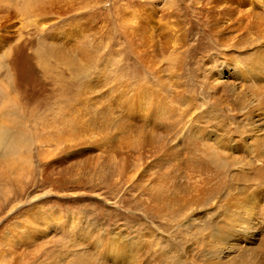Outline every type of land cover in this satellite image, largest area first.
<instances>
[{"label":"rangeland","instance_id":"rangeland-1","mask_svg":"<svg viewBox=\"0 0 264 264\" xmlns=\"http://www.w3.org/2000/svg\"><path fill=\"white\" fill-rule=\"evenodd\" d=\"M209 1L0 0V134L26 141L17 157L0 153V264H215L213 222H238L252 194L264 238V179L234 126L243 107L258 111L248 90L208 84L219 64L252 57L264 7ZM212 131L236 150L212 152ZM9 230L17 239L3 245Z\"/></svg>","mask_w":264,"mask_h":264},{"label":"bare ground","instance_id":"bare-ground-1","mask_svg":"<svg viewBox=\"0 0 264 264\" xmlns=\"http://www.w3.org/2000/svg\"><path fill=\"white\" fill-rule=\"evenodd\" d=\"M150 1V0H149ZM248 1V3H247V6L248 5H254V6H258L259 4H261L262 3V7H264V1L262 2V0H247ZM261 1V2H260ZM209 2H212L211 0L209 1ZM173 3V2H172ZM208 3V2H207ZM211 5H212V3H211ZM210 5V6H211ZM230 6V5H229ZM229 6H223L222 8L221 7H219V8H221L222 9V11H224V10H229V9H232V8H230ZM232 6V5H231ZM235 6V5H234ZM233 6V7H234ZM171 7V6H170ZM212 7V6H211ZM214 7V6H213ZM236 8V7H235ZM238 9V8H237ZM139 10H141V8L139 9ZM203 10V9H202ZM207 10V9H206ZM248 10V9H247ZM249 10H252V9H249ZM215 11H217V9L215 10ZM219 11V10H218ZM230 11V10H229ZM233 11V10H232ZM234 11H235V9H234ZM238 11V10H237ZM236 11V12H237ZM240 12H241V10H239ZM220 12H221V10H220ZM243 12H245V11H243ZM219 13V12H218ZM222 13H224V12H222ZM230 13V12H229ZM232 13V12H231ZM239 13V12H238ZM246 13V12H245ZM244 13V14H245ZM250 13H252L251 11H250ZM139 14V13H138ZM213 14V13H212ZM225 14V13H224ZM235 14H237V13H235ZM243 14V15H244ZM215 15V14H214ZM229 15V14H228ZM137 16V15H136ZM217 16V15H216ZM218 16H219V14H218ZM241 16V15H240ZM239 16V17H240ZM245 16V15H244ZM210 17H211V15H210ZM215 17V16H214ZM230 17V16H229ZM234 17V16H233ZM236 17V16H235ZM137 18V17H136ZM207 18V17H206ZM205 17H204V19H206ZM223 18V17H222ZM221 18V19H222ZM237 18V17H236ZM243 18V17H242ZM247 18V17H246ZM165 19V18H164ZM216 19V18H215ZM214 19V20H215ZM218 19V18H217ZM223 19H225V18H223ZM232 19V18H231ZM234 19V18H233ZM240 19V18H239ZM255 19V18H254ZM142 20H143V18L142 17H140L139 18V22L140 23H142ZM209 20V19H208ZM218 20H220V18L218 19ZM225 20H227V19H225ZM244 20V19H243ZM134 21V20H133ZM137 21V20H136ZM221 21V20H220ZM233 21V20H232ZM242 21V20H241ZM240 21V22H241ZM211 22V21H210ZM244 22H246V20H244ZM214 23V22H213ZM248 23V22H247ZM250 23V22H249ZM223 24V23H222ZM240 24V23H239ZM252 24V23H251ZM207 25V24H206ZM209 25H211V29L210 30H212L213 28H212V25H214V24H209ZM233 25H235L234 23H233ZM127 26H129V24L127 25ZM216 26V25H215ZM217 26H218V24H217ZM220 26V25H219ZM230 26V25H229ZM237 26H239V25H237ZM244 26H245V23H244ZM250 26V25H249ZM128 28V27H127ZM129 28H131V25H130V27ZM128 28V29H129ZM219 28V27H218ZM217 28V29H218ZM225 28V27H224ZM223 27H222V29H224ZM236 28V27H235ZM234 28V30H236V31H238L237 29H235ZM241 28V27H240ZM136 29V28H135ZM162 29H163V27H162ZM216 29V30H217ZM232 29H233V27H232ZM248 29V27H247V24H246V28L244 29L245 31ZM221 30V29H220ZM242 30V29H241ZM225 31H227V30H225ZM233 31V30H232ZM235 31V32H236ZM243 31V30H242ZM214 33H215V30L213 31ZM218 32H220V31H218ZM221 32H222V34H223V31L221 30ZM220 32V33H221ZM230 32V31H229ZM234 32V33H235ZM240 32V31H239ZM249 32V31H248ZM176 33V32H175ZM247 33V32H246ZM215 34H218V33H215ZM238 34V33H237ZM245 34V33H244ZM247 35H249V33L247 34ZM152 36V35H151ZM160 36H161V34H160ZM174 36V39H175V35H173ZM172 36V37H173ZM182 36H184V35H182ZM217 36V35H216ZM218 36H220V34L218 35ZM229 36H231V35H229ZM242 36V35H241ZM161 37H163V36H161ZM224 37V36H223ZM235 37V36H234ZM237 37V36H236ZM177 38V37H176ZM178 38H179V36H178ZM177 38V39H178ZM216 39H217V37H215ZM221 38L222 37H220V40H221ZM224 39H225V37H224ZM227 39V38H226ZM256 39H257V41H259V42H261V44L257 47V49L255 50V52L252 54V57L249 59V60H247V62H245V64L242 66V67H236V68H234V69H232V68H230L228 65H223L222 63L221 64H219L218 65V69H217V71H215V74H212L211 76H209L210 78V81L208 82V84H209V88H210V90L211 91H214V90H216V89H218V88H221V87H226V88H228V90H229V92L232 94V93H234L236 90H242V92H243V90L244 89H246L245 91L247 92V90L249 91V95L251 96V101L249 102L250 103V106H251V109H254L255 110V112L256 111H258V114H256V116H255V120H254V117L251 115L252 114V111L251 110H249V109H246V107H243V109H240L239 111L241 112V114H240V117L238 118V123H233L234 124V126L236 125V124H238V131L239 132H236V133H239V135H241V138H242V141H243V145H244V147L247 149V150H249L250 151V153L251 154H253V156L252 155H249V156H251V157H255V158H257L254 162H258L259 163V165H258V167H255V176H256V182H258V180H260V181H263V179H264V166L262 165V161L259 159V158H264V34H260V35H257V37H256ZM218 40V39H217ZM223 40V39H222ZM165 41V40H164ZM179 41V40H178ZM256 40H252V42H255ZM162 42V41H161ZM230 42V41H229ZM238 42V41H237ZM218 43H220V42H218ZM224 43V42H223ZM239 43V42H238ZM165 44V43H164ZM163 44V45H164ZM168 44V43H167ZM174 45V44H173ZM220 45V44H219ZM226 46V44H223V45H221L222 47L223 46ZM231 45H232V43H231ZM240 45V44H239ZM165 47H166V45H164ZM164 46H163V48H164ZM175 46V45H174ZM235 46V45H234ZM240 46H242V45H240ZM233 47V46H232ZM173 48H175V47H173ZM179 48V47H178ZM234 48H236L237 49V47L235 46ZM238 48H239V46H238ZM243 48V47H242ZM165 49V48H164ZM168 49H169V47H168ZM167 49V50H168ZM177 49V48H176ZM232 49V48H231ZM236 49H234V50H236ZM170 50V49H169ZM172 50V49H171ZM182 50V49H181ZM228 50V49H227ZM174 51H175V49H174ZM178 50H176V52H177ZM226 51V50H225ZM240 51H241V49H240ZM239 51V52H240ZM246 51V50H245ZM172 52V51H171ZM223 52V51H222ZM227 52V51H226ZM238 52V51H237ZM247 52V51H246ZM140 53V52H139ZM170 53V52H169ZM177 53H179V51L177 52ZM180 53H182V52H180ZM241 53H242V51H241ZM245 53V52H244ZM172 54V53H171ZM224 54V53H223ZM243 54V53H242ZM250 54V55H251ZM173 55H174V53H173ZM235 55V54H234ZM237 55V54H236ZM246 55V54H245ZM221 56H223V55H221ZM227 56V55H226ZM247 56H248V54H247ZM229 57V56H228ZM239 57H241V56H239ZM239 57H237V59L239 58ZM246 57V56H245ZM210 58V57H209ZM214 58V57H213ZM224 59H225V57H223ZM247 58V57H246ZM205 59V58H204ZM208 59V58H207ZM216 59V58H215ZM211 60V59H210ZM240 60V59H239ZM243 60H244V58H243ZM226 61V60H225ZM228 61V60H227ZM245 61H246V59H245ZM236 62V61H235ZM242 62V61H241ZM229 63V62H228ZM239 63H240V61H239ZM213 64H215V63H213ZM237 63H235V65H236ZM204 65V64H203ZM208 65V64H207ZM205 66V65H204ZM212 66V65H211ZM205 67H207V66H205ZM215 68V67H214ZM207 71V70H206ZM226 74V75H225ZM225 75V76H224ZM207 76H208V74H207ZM110 77V76H109ZM205 78H208V77H205ZM108 81V80H107ZM232 83H233V86H232ZM152 88V87H151ZM250 89V90H249ZM252 89H254V90H252ZM244 91V92H245ZM152 92V91H151ZM157 92V91H156ZM237 92V91H236ZM238 92H240V91H238ZM241 93V92H240ZM156 94V93H155ZM205 94V93H204ZM243 94V93H242ZM153 95V94H152ZM234 95V94H233ZM126 96V95H125ZM127 96H129V95H127ZM172 98V97H171ZM160 100V99H159ZM162 100H163V98H162ZM161 100V101H162ZM245 100V99H244ZM161 101H159V102H161ZM193 99H192V103H193ZM163 102V101H162ZM175 103V102H174ZM240 103V102H239ZM245 103V102H244ZM176 104V103H175ZM241 104V103H240ZM193 104H191V106H192ZM244 105V104H243ZM187 106V105H186ZM195 106H197V105H195ZM237 106V105H236ZM184 107V106H183ZM160 108V107H159ZM162 108H163V106H162ZM191 108V107H190ZM201 109H202V107H200ZM238 108V107H237ZM185 109V108H184ZM194 108H193V106H192V110H193ZM195 109H199V107L197 106V108H195ZM193 110V111H195L196 112V110ZM201 109H199V110H201ZM221 109V108H220ZM166 110V109H165ZM215 110V109H214ZM164 111V110H163ZM193 111H191L190 112V114L187 116L188 118H189V116L191 115V113L193 112ZM202 111H204V110H202ZM238 111V112H239ZM168 112V111H167ZM187 112V111H186ZM194 112V113H195ZM208 112H209V110H208ZM189 113V112H188ZM212 113V112H211ZM214 113V112H213ZM165 114H167V113H165ZM169 114V113H168ZM180 114V113H179ZM184 114V113H183ZM193 114V113H192ZM235 114V113H234ZM255 114V113H254ZM175 115V114H174ZM181 115H182V113H181ZM199 115V114H198ZM201 115H203V114H201ZM200 115V116H201ZM239 114L237 113V116H238ZM192 116V115H191ZM199 116V117H200ZM204 116V115H203ZM235 116H236V114H235ZM170 118V117H169ZM188 118H186V120L188 119ZM197 118V117H196ZM205 118V117H204ZM218 119H220V118H218ZM174 120V119H173ZM193 119H191V121H192ZM203 120V119H202ZM206 120V119H205ZM208 120H210V119H208ZM227 120V119H226ZM235 120V119H234ZM166 121V120H165ZM189 121V120H188ZM195 121V120H194ZM229 121V120H228ZM231 121V120H230ZM185 122V121H184ZM187 122V121H186ZM193 122V121H192ZM202 122V121H201ZM200 122V123H201ZM208 123L210 122V121H207ZM207 122L205 121V123H203V124H207ZM213 122H214V120H213ZM212 122V123H213ZM216 122V121H215ZM214 122V123H215ZM233 122V121H232ZM232 122H231V124H232ZM163 123V122H162ZM165 123V122H164ZM182 123V122H181ZM188 123V122H187ZM194 123H196V122H194ZM218 124H220V122L218 123ZM221 124H223V123H221ZM228 124V123H227ZM232 124V125H233ZM175 125H177V124H175ZM174 125V126H175ZM194 125V124H193ZM196 125H197V123H196ZM195 125V126H196ZM212 125V124H211ZM226 125V124H225ZM232 125H230L231 127H232ZM173 126V125H172ZM180 126L181 125H179V128H180ZM192 126V124L191 123H189V124H187L186 125V123H185V125H183V123H182V127L183 128H180V129H182L183 131H184V133H185V135L186 136H188V134L190 133V130H191V127ZM201 126H202V124H201ZM200 126V127H201ZM222 126H224V125H222ZM229 126V127H230ZM194 127V126H193ZM206 127V126H205ZM237 127V126H236ZM208 128V127H207ZM211 128V127H210ZM213 128V127H212ZM223 127H221V129H222ZM233 128V127H232ZM175 129H177L176 127H175ZM204 129V128H203ZM228 129H230V128H228ZM208 130V129H207ZM216 130V129H215ZM231 130V129H230ZM230 130H228V131H230ZM177 131H179V129L177 130ZM235 131V130H234ZM231 132V131H230ZM5 133H7V132H5ZM5 133H1L0 134V153H1V158L2 159H4L3 157H7V156H16L17 157V154L18 153H20V151L22 150V148H23V146H24V144L23 143H25L26 141H24L23 143H22V136H20V140H19V138H17V136H16V138L17 139H15V137L13 138V136H12V138L11 137H9V136H7ZM208 133V136L207 137H209V138H212L213 137V142H214V146L213 145H211V146H213L212 148H211V151L212 152H223L224 153V151H229V150H232V151H234V150H236V148L235 147H232L231 145H228V146H222L221 145V143L223 144V140H225V141H227V143H231V141H233L232 139H230V137L228 136V134H230V133H228V132H225V133H227V134H223L222 132H218V131H212V132H207ZM206 133V134H207ZM225 135H227L229 138H225L224 136ZM176 137H177V135H175ZM192 136H193V133H192ZM236 136H237V134H236ZM174 137V136H173ZM191 137V136H190ZM199 137V136H198ZM238 137V136H237ZM179 138V137H178ZM180 140V139H179ZM186 140V139H185ZM190 140H191V138H190ZM235 140H237V139H235ZM177 141V140H176ZM183 141V140H182ZM188 141V140H187ZM186 141V142H187ZM194 141V140H193ZM165 142V141H164ZM185 141H184V143H186ZM201 142V141H200ZM235 142V141H234ZM171 143H172V141H171ZM197 143V142H196ZM199 143V142H198ZM202 143V142H201ZM176 144V143H175ZM188 144V143H187ZM203 145H204V143H202ZM208 144H209V142H208ZM225 144V143H224ZM233 144V143H232ZM167 145V144H166ZM197 145V144H196ZM226 145V144H225ZM168 146H169V144H168ZM163 147V146H162ZM198 147V146H197ZM207 147H209V146H207ZM193 148V147H192ZM191 148V149H192ZM196 148V147H195ZM210 148V147H209ZM24 149V148H23ZM26 149V148H25ZM168 149V148H167ZM197 149V148H196ZM169 150V149H168ZM164 151H165V149H164ZM163 151V152H164ZM171 151V150H170ZM209 151V150H208ZM162 152V151H161ZM225 152V153H226ZM169 153V152H168ZM166 154V153H165ZM247 154V153H246ZM216 155H218V154H216ZM233 155V154H232ZM248 155V154H247ZM20 156V155H19ZM161 156H163V155H161ZM166 157H168L167 155H165ZM225 156V155H224ZM236 156V155H235ZM215 157V156H214ZM229 157V156H228ZM30 158V157H29ZM236 158V157H235ZM164 160V159H163ZM223 160H225V159H223ZM28 161V160H27ZM228 162V161H227ZM18 167V166H17ZM20 167V166H19ZM254 167V166H253ZM29 168V167H28ZM12 170V169H11ZM14 170V169H13ZM24 171V170H23ZM12 175V174H11ZM5 177V176H4ZM1 179V178H0ZM246 182H248L249 183V180L248 181H246ZM1 183V182H0ZM198 183V182H197ZM255 183V182H254ZM259 183V182H258ZM258 183H256V184H258ZM263 183H264V181H263ZM3 184H5V183H3ZM251 184V183H250ZM253 184V183H252ZM6 185V184H5ZM191 185V184H190ZM255 185V184H254ZM259 185H260V183H259ZM192 186V185H191ZM256 186V185H255ZM261 186H263L262 184H261ZM1 187H3V186H1ZM193 187V186H192ZM243 187V186H242ZM241 187V188H242ZM260 186H258V187H256V189H258ZM239 188V190L241 189L240 187H238ZM237 188V189H238ZM262 188V187H261ZM235 189V188H234ZM247 190L249 189V188H246ZM252 188L250 187V190H251ZM255 189V188H254ZM255 189V190H256ZM242 190V189H241ZM233 191V190H232ZM231 191V192H232ZM249 191V190H248ZM234 192V191H233ZM236 192V191H235ZM237 192H239L240 193V191H238L237 190ZM242 192H243V190H242ZM250 193H251V191H250ZM233 194V193H232ZM231 194V195H232ZM242 194V193H241ZM229 195H230V193H229ZM234 195V194H233ZM237 195V194H236ZM239 195V194H238ZM10 196V195H9ZM244 196V195H243ZM231 196H229V198H230ZM232 197H234V196H232ZM237 197V196H236ZM4 199H7V198H5L4 197ZM231 199H233V198H231ZM234 199H235V197H234ZM238 199V198H237ZM242 199H243V197H242ZM256 199V197H255V195H253L252 194V196H251V201H250V203H249V205L246 207V211L244 210V214L243 215H240V217L237 219V221L238 222H236V221H231L230 223H227L225 220H224V218H222V217H220L219 218V216H218V218H217V220L215 221V222H213L214 224H213V226H212V229H211V232H210V235H209V237H208V239H210L208 242L210 243V247L212 248V251H209V250H207V251H209L208 253H211L212 252V254L213 255H211L212 257L214 256V258H215V260H217L216 262L217 263H215V264H264V238H262V237H259V234H258V230H259V228L257 227V223H256V220H258L257 219V215L254 213V210L257 208V206H255V204H254V200ZM227 200V199H226ZM180 201V200H179ZM242 201V200H241ZM196 202V201H195ZM226 202V201H225ZM228 202V201H227ZM230 202H232V203H234V201L232 200V201H230ZM243 202V201H242ZM216 203V202H215ZM229 203V202H228ZM236 203V202H235ZM264 203V202H263ZM6 204V205H5ZM4 205H5V207H9L10 205H12L11 207H10V210L11 211H13V210H16V208L18 207V200H9V201H7V202H4ZM176 205V204H175ZM174 205V206H175ZM194 205H196V203L194 204ZM225 205V203L223 204V206ZM230 205H231V203H230ZM197 206V205H196ZM236 206V205H235ZM228 207V206H227ZM182 208V207H181ZM239 209H241V208H239ZM184 210V209H183ZM215 210V209H214ZM231 210V209H230ZM222 211H223V209H222ZM232 211V210H231ZM240 210H238V212H239ZM264 211V210H263ZM184 212V211H183ZM235 212V211H234ZM189 214V213H188ZM195 214H196V212H195ZM234 214V213H233ZM216 215H217V213H216ZM218 215H219V213H218ZM192 216H194V215H192V214H190L189 215V218L190 217H192ZM230 217H232L233 215H229ZM185 217H186V215H185ZM188 218V219H189ZM222 218V219H221ZM227 219V218H226ZM229 219V218H228ZM187 220V219H186ZM51 221V223L53 224V226L55 225V219H51L50 220ZM26 222H27V220H26ZM40 223V224H39ZM39 223H37V224H35V225H33V227L32 228H34L33 229V233H40V232H42V229L43 230H46V228H49V220H47V219H43V220H41V222H39ZM212 224V223H211ZM261 224V223H260ZM262 225V224H261ZM25 228V227H24ZM51 228V227H50ZM16 229V228H15ZM18 230V229H17ZM24 231L25 230H21V229H19L17 232H18V235H19V238H23V239H25V240H28V239H30L31 237H32V235H31V232L30 233H24ZM209 232V231H208ZM8 235V238H6L5 240V243L3 242V245H10L11 243H13V241L15 240V239H17L16 237V234H14V232L12 231V230H9L8 232H6ZM43 233V232H42ZM263 233V232H262ZM209 234V233H208ZM261 234V233H260ZM255 235L257 236L256 238H255ZM20 236H22V237H20ZM204 237H207V235L206 236H204ZM264 237V236H263ZM260 238H262V239H260ZM258 239H260V243H259V245H256V246H258V248L256 249V250H254L253 249V251H252V249H251V254H249L250 253V251H248L249 250V248L251 247V243L254 241V240H258ZM201 241H202V239H201ZM203 241H204V239H203ZM206 241V240H205ZM208 242L206 243V245L208 244ZM188 244V243H187ZM205 245V244H204ZM206 245H205V247H206ZM192 247V246H191ZM204 247V246H203ZM253 247V246H252ZM4 248H6V246L4 247ZM3 248V249H4ZM6 252V251H5ZM257 252H262L263 253V258L261 259V261H258V260H255L254 259V257H253V255L255 254V253H257ZM205 255V254H204ZM206 256H208V255H206ZM211 256H210V258H211ZM188 257V256H187ZM202 257H203V254H202ZM261 257V256H260ZM259 258V257H258ZM202 259V258H201ZM207 260V259H206ZM205 260V261H206ZM212 260V259H211ZM208 262V261H207ZM206 262V263H207ZM210 262V261H209ZM211 262H213V261H211ZM204 263V262H203ZM205 263V264H206ZM213 264V263H212Z\"/></svg>","mask_w":264,"mask_h":264}]
</instances>
